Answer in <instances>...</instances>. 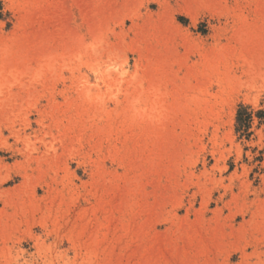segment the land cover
<instances>
[{
    "label": "rangeland",
    "instance_id": "374dc122",
    "mask_svg": "<svg viewBox=\"0 0 264 264\" xmlns=\"http://www.w3.org/2000/svg\"><path fill=\"white\" fill-rule=\"evenodd\" d=\"M0 264H264V0H0Z\"/></svg>",
    "mask_w": 264,
    "mask_h": 264
},
{
    "label": "bare ground",
    "instance_id": "6f19581e",
    "mask_svg": "<svg viewBox=\"0 0 264 264\" xmlns=\"http://www.w3.org/2000/svg\"><path fill=\"white\" fill-rule=\"evenodd\" d=\"M9 63H10V62H9ZM11 64H13V63H11ZM2 67H3V66H2ZM7 67H8V66H7ZM3 69H4V68H3ZM9 69H10V68H8V70H9ZM13 69H14V68H13ZM13 69H12V70H13ZM12 70H11V71H12ZM4 71H5V70H4ZM11 71H9V72H11Z\"/></svg>",
    "mask_w": 264,
    "mask_h": 264
}]
</instances>
